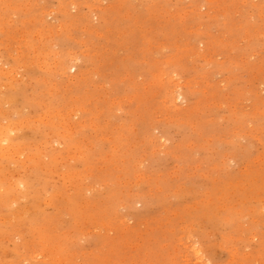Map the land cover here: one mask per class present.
I'll list each match as a JSON object with an SVG mask.
<instances>
[{
  "label": "rangeland",
  "instance_id": "374dc122",
  "mask_svg": "<svg viewBox=\"0 0 264 264\" xmlns=\"http://www.w3.org/2000/svg\"><path fill=\"white\" fill-rule=\"evenodd\" d=\"M0 264H264V0H0Z\"/></svg>",
  "mask_w": 264,
  "mask_h": 264
}]
</instances>
